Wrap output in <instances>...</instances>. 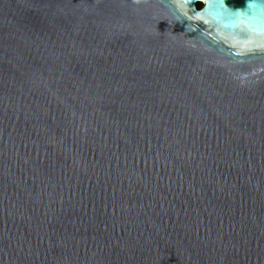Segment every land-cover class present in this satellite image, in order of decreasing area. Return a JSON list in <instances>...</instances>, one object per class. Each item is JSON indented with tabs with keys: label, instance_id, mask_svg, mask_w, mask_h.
I'll list each match as a JSON object with an SVG mask.
<instances>
[{
	"label": "water",
	"instance_id": "obj_1",
	"mask_svg": "<svg viewBox=\"0 0 264 264\" xmlns=\"http://www.w3.org/2000/svg\"><path fill=\"white\" fill-rule=\"evenodd\" d=\"M246 3L0 0V264H264Z\"/></svg>",
	"mask_w": 264,
	"mask_h": 264
},
{
	"label": "clouds",
	"instance_id": "obj_2",
	"mask_svg": "<svg viewBox=\"0 0 264 264\" xmlns=\"http://www.w3.org/2000/svg\"><path fill=\"white\" fill-rule=\"evenodd\" d=\"M236 10L233 9V12ZM245 17H251L249 23H260L264 20V0H247L245 7L239 10Z\"/></svg>",
	"mask_w": 264,
	"mask_h": 264
},
{
	"label": "flooded vegetation",
	"instance_id": "obj_3",
	"mask_svg": "<svg viewBox=\"0 0 264 264\" xmlns=\"http://www.w3.org/2000/svg\"><path fill=\"white\" fill-rule=\"evenodd\" d=\"M198 6H201V3H199Z\"/></svg>",
	"mask_w": 264,
	"mask_h": 264
},
{
	"label": "snow or ice",
	"instance_id": "obj_4",
	"mask_svg": "<svg viewBox=\"0 0 264 264\" xmlns=\"http://www.w3.org/2000/svg\"><path fill=\"white\" fill-rule=\"evenodd\" d=\"M222 6V5H221Z\"/></svg>",
	"mask_w": 264,
	"mask_h": 264
}]
</instances>
